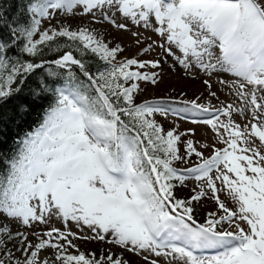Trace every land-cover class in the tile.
Wrapping results in <instances>:
<instances>
[{"label":"snow or ice","instance_id":"1","mask_svg":"<svg viewBox=\"0 0 264 264\" xmlns=\"http://www.w3.org/2000/svg\"><path fill=\"white\" fill-rule=\"evenodd\" d=\"M22 11L0 42V99L40 70L32 100L48 103L2 159L0 264H264V0H28ZM89 54L103 62L95 73ZM140 82L181 99L138 100ZM158 116L190 118L202 138Z\"/></svg>","mask_w":264,"mask_h":264},{"label":"trees","instance_id":"2","mask_svg":"<svg viewBox=\"0 0 264 264\" xmlns=\"http://www.w3.org/2000/svg\"><path fill=\"white\" fill-rule=\"evenodd\" d=\"M28 0H0V42H9L13 35L10 30V24L14 27V22L25 23L27 21L26 14L22 11ZM20 55L18 46L12 47L8 52V57H16ZM88 67L95 73L97 67L102 66L103 62H97L98 58L89 54L86 57ZM40 75L37 70L35 75L30 74L25 78L24 84H16L15 87L20 90L7 99H0V169L4 167L2 159L11 155L15 148L14 141L22 137V135L34 128L41 115L42 107L46 106L47 100H37L33 102L31 90L35 87V82ZM26 103L28 111L18 113L17 105ZM165 128L167 125L157 117ZM190 187V186H189ZM187 191V189L185 190Z\"/></svg>","mask_w":264,"mask_h":264},{"label":"rangeland","instance_id":"3","mask_svg":"<svg viewBox=\"0 0 264 264\" xmlns=\"http://www.w3.org/2000/svg\"><path fill=\"white\" fill-rule=\"evenodd\" d=\"M74 23H79V18H77V20L74 21ZM146 34H150V30ZM112 35L115 36L117 34L115 32H113ZM124 44H125V48H126L125 55H128V54L131 53V50H132L131 45L129 44L127 39H125ZM170 63H171V61H169V64ZM182 75H183L182 71H178L176 73H172L171 75L168 74L167 72H165V81H166V83L179 84V83H181L179 78ZM181 86H183V85L181 84ZM140 87H141V89H144V90L137 93V94H140V97L138 98V100L156 99V98H160L161 96L168 95V94L175 96V98L177 100L181 99L178 96V94L170 93L169 90L165 87V85H161L159 87H153V86H150V85H146L144 82H140ZM198 87H199V83L198 82L196 84H193L190 87H186L185 88V91L187 92L186 98L193 99V98H195L196 95H199V92L197 91ZM225 95H226V93H225ZM224 98H225L224 96H221V99H224ZM201 102L207 103L206 100H203ZM212 104L214 106H217V107L219 106L218 102L215 101L214 99L212 100ZM160 119L162 121H164V123L167 125V127L172 124L173 120H175V122L180 125V130L181 131H183L186 128L195 127L196 128V137H197V139H201L202 138L204 129L201 126L192 125V124L188 123L187 121H184V120L182 121V120H180V119H178L176 117H171V116L169 117V119L167 121H165L162 117H160ZM189 186L191 187V185H189ZM204 203H205V208L201 209L202 211L207 210L208 208L211 207V202L210 201L205 200ZM13 227H15V225H13ZM80 248H81V250H87V251H97V252L99 251V246L94 244V243L93 244L81 243L80 244Z\"/></svg>","mask_w":264,"mask_h":264}]
</instances>
